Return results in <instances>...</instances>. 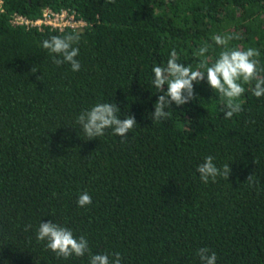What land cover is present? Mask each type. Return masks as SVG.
<instances>
[{"label": "trees", "instance_id": "obj_1", "mask_svg": "<svg viewBox=\"0 0 264 264\" xmlns=\"http://www.w3.org/2000/svg\"><path fill=\"white\" fill-rule=\"evenodd\" d=\"M3 1L0 264H89L87 254L64 259L46 249L36 239L40 222L84 235L93 254L119 252L121 264H201L203 247L216 264H264V96L246 85L243 110L223 119L205 79L194 84L195 100L151 119L159 95L152 68L173 49L195 68L194 50L212 44L214 59L212 37L227 32L239 37L230 47L259 49L264 67V0ZM47 7L89 22L78 31V72L42 47L77 30L12 21ZM104 102L137 125L124 138L108 128L87 140L76 118ZM208 155L230 164L228 180L201 182L197 167ZM84 192L92 203L80 207Z\"/></svg>", "mask_w": 264, "mask_h": 264}, {"label": "clouds", "instance_id": "obj_2", "mask_svg": "<svg viewBox=\"0 0 264 264\" xmlns=\"http://www.w3.org/2000/svg\"><path fill=\"white\" fill-rule=\"evenodd\" d=\"M114 2V0H110ZM81 36L78 31L63 35H52L42 43V47L53 55L56 65L70 64L73 72L81 69L80 62L76 59L79 55V42ZM233 39H239L235 34L225 32L212 37L213 44L220 48L214 59L206 55L213 45L205 43L193 52L198 58L196 67L180 62L175 49L163 66H154L152 72L154 78L152 84L157 89L158 98L151 113L152 121H160L169 117V108L175 104L183 106L195 100L194 84L205 81L215 92L222 105L220 112L224 113L223 119H230L234 114L243 110L242 96L245 86H250L252 94L260 98L264 96V67H260V51L257 48L230 47ZM211 60V63L209 61ZM37 69L32 68L35 73ZM40 80V77H38ZM120 109L115 103H97L90 109L83 110L76 118V124L88 137L87 140L97 139L105 134V130L111 128L115 135L122 138L137 125L135 117L127 115L123 119L118 115ZM86 140V141H87ZM197 172L201 182L207 184L216 182L217 178L229 179L232 172L230 164L218 167L214 163V157L208 155L198 165ZM252 175L246 181H252ZM78 206L85 207L92 203L91 196L84 192L78 198ZM31 226H26L30 228ZM36 239L45 243V247L56 254L58 258L68 259L73 255L89 258V264H121V254L113 253L111 258L107 253L93 254L89 242L84 235L74 236L71 229L55 222H40L36 232ZM201 264H216L217 255L207 247L197 250Z\"/></svg>", "mask_w": 264, "mask_h": 264}, {"label": "built area", "instance_id": "obj_3", "mask_svg": "<svg viewBox=\"0 0 264 264\" xmlns=\"http://www.w3.org/2000/svg\"><path fill=\"white\" fill-rule=\"evenodd\" d=\"M3 4L4 1L0 0V11L4 10ZM12 21L18 25L38 27L40 29L43 27H51L59 31L66 29L81 31L89 25V22L80 17L75 10L69 8L55 10L50 7L45 8L42 15L38 18H29L28 16L17 13L13 16Z\"/></svg>", "mask_w": 264, "mask_h": 264}]
</instances>
